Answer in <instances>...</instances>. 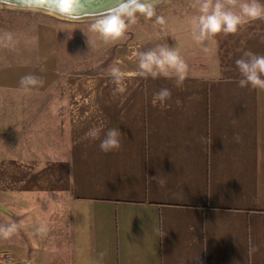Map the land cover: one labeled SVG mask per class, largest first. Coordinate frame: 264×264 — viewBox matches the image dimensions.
I'll return each instance as SVG.
<instances>
[{
	"label": "crops",
	"instance_id": "crops-1",
	"mask_svg": "<svg viewBox=\"0 0 264 264\" xmlns=\"http://www.w3.org/2000/svg\"><path fill=\"white\" fill-rule=\"evenodd\" d=\"M81 26L0 14V225L23 222L0 264H264V90L235 64L264 55V19L203 43L191 29L107 46ZM165 44L182 87L137 75V53ZM27 75L43 83L25 91ZM161 88L172 98L153 106ZM101 124L126 134L118 151L87 138Z\"/></svg>",
	"mask_w": 264,
	"mask_h": 264
},
{
	"label": "clouds",
	"instance_id": "clouds-1",
	"mask_svg": "<svg viewBox=\"0 0 264 264\" xmlns=\"http://www.w3.org/2000/svg\"><path fill=\"white\" fill-rule=\"evenodd\" d=\"M89 0H21V6L28 11H45L48 15L59 18H78L84 12V4ZM159 0H113V6L100 15L94 17L90 25V31L97 33L104 41H116L125 36L130 25L137 22V13L164 25L166 20L163 16L156 15L155 9ZM199 6V15L192 20L193 37L198 43L215 37L218 33H236L241 27L251 20L264 19V4L260 0H196ZM239 7V11L235 9ZM11 39V33L6 34ZM206 50V49H205ZM138 73L142 77L151 76L153 79L159 76H170L175 73L176 87H182L188 73V64L180 55L179 50L168 45H158L156 48L145 52H138ZM237 69L241 74L239 86L241 88L251 86L264 90V55H257L252 52H245L243 56L235 61ZM110 74L116 85L113 95L123 94L127 90L126 73L120 67L112 66ZM21 86L25 91L30 86H36L43 82L33 76L27 75L21 78ZM172 92L168 88H161L153 93L152 103L156 106H166L171 100ZM179 104V101H177ZM238 121L233 119L231 124L236 126ZM103 138L101 139V135ZM87 138L95 141L100 140L99 148L104 153L118 151L122 147V139L126 134L121 133L117 127L108 128L105 131L103 124L91 128ZM206 141L205 137L200 138ZM237 135L235 140L240 141ZM155 180L156 176L148 177ZM163 185L164 181H158ZM23 222L10 221L6 225H0V238L9 239L17 234ZM39 231L47 232V224L41 225ZM164 234L162 233L161 236ZM258 248L253 246L250 254H254Z\"/></svg>",
	"mask_w": 264,
	"mask_h": 264
},
{
	"label": "rangeland",
	"instance_id": "rangeland-1",
	"mask_svg": "<svg viewBox=\"0 0 264 264\" xmlns=\"http://www.w3.org/2000/svg\"><path fill=\"white\" fill-rule=\"evenodd\" d=\"M180 1L182 4H180ZM185 5L184 6V4ZM197 7L196 0H159L158 5L156 6L155 12L156 15L163 16L166 20L164 25H159L155 22V17L151 19L146 18L144 15L137 13V22L129 26L126 34L119 40L116 41H106L107 46L112 43H120L123 44L128 41H135L151 38V36L159 34V36H165L168 34H172L176 36V40L178 39V35L185 30L188 33H191L192 29V20L194 17L198 16L199 13L194 12V8ZM24 11L29 13L30 15L34 14L38 18L43 21H51L59 23V21H64L67 23H80L85 27L90 28V25L94 22V17L100 15L105 11L99 10L95 13H85V15H80L78 18L73 19H64L59 18L54 15H48L45 11H28L24 10L20 3L14 4L10 1L0 0V14L5 11L9 12H19ZM194 10V11H193ZM185 14L186 17L180 19L182 15ZM178 19V21H177ZM91 57L95 56L92 54ZM95 61V60H92ZM91 65H88V67ZM1 223V221H0ZM1 239V238H0Z\"/></svg>",
	"mask_w": 264,
	"mask_h": 264
},
{
	"label": "water",
	"instance_id": "water-1",
	"mask_svg": "<svg viewBox=\"0 0 264 264\" xmlns=\"http://www.w3.org/2000/svg\"><path fill=\"white\" fill-rule=\"evenodd\" d=\"M3 1H10L14 4H21V0H3ZM113 6V0H89V2L84 4V12L81 15H85V13H95L99 10H107ZM0 208L6 209L5 205L0 202Z\"/></svg>",
	"mask_w": 264,
	"mask_h": 264
}]
</instances>
